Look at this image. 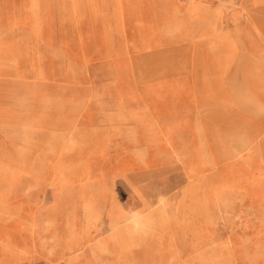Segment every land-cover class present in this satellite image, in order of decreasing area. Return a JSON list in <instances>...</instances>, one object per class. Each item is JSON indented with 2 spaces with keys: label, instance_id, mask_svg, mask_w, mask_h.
Here are the masks:
<instances>
[{
  "label": "rangeland",
  "instance_id": "obj_1",
  "mask_svg": "<svg viewBox=\"0 0 264 264\" xmlns=\"http://www.w3.org/2000/svg\"><path fill=\"white\" fill-rule=\"evenodd\" d=\"M0 264H264V0H0Z\"/></svg>",
  "mask_w": 264,
  "mask_h": 264
},
{
  "label": "crops",
  "instance_id": "obj_2",
  "mask_svg": "<svg viewBox=\"0 0 264 264\" xmlns=\"http://www.w3.org/2000/svg\"><path fill=\"white\" fill-rule=\"evenodd\" d=\"M148 224L146 223H142V225H140L141 227H139L138 225L135 224V226H132L131 228H129L127 230V232H122L120 229H116L114 236L115 238L118 239H122L124 241V247H129L130 244H134V241L131 240H127L126 237H129L128 235L132 234V235H136L137 233L140 234V232L147 227ZM125 239L127 240V243L125 242Z\"/></svg>",
  "mask_w": 264,
  "mask_h": 264
},
{
  "label": "bare ground",
  "instance_id": "obj_3",
  "mask_svg": "<svg viewBox=\"0 0 264 264\" xmlns=\"http://www.w3.org/2000/svg\"><path fill=\"white\" fill-rule=\"evenodd\" d=\"M42 9V8H41ZM42 15V14H41ZM244 193V192H243ZM255 202V201H254ZM145 230V229H144ZM144 230H142L141 232H143ZM128 240H130V239H128ZM211 248H213V247H211ZM210 250V249H209Z\"/></svg>",
  "mask_w": 264,
  "mask_h": 264
}]
</instances>
